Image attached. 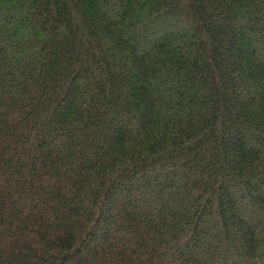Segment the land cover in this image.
Listing matches in <instances>:
<instances>
[{
    "label": "trees",
    "instance_id": "1",
    "mask_svg": "<svg viewBox=\"0 0 264 264\" xmlns=\"http://www.w3.org/2000/svg\"><path fill=\"white\" fill-rule=\"evenodd\" d=\"M0 264H264V0H0Z\"/></svg>",
    "mask_w": 264,
    "mask_h": 264
}]
</instances>
